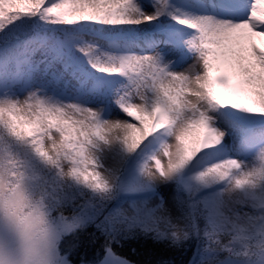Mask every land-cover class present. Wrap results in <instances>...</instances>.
Segmentation results:
<instances>
[{"label":"snow or ice","instance_id":"obj_1","mask_svg":"<svg viewBox=\"0 0 264 264\" xmlns=\"http://www.w3.org/2000/svg\"><path fill=\"white\" fill-rule=\"evenodd\" d=\"M83 234L264 264V0H0V264Z\"/></svg>","mask_w":264,"mask_h":264},{"label":"trees","instance_id":"obj_2","mask_svg":"<svg viewBox=\"0 0 264 264\" xmlns=\"http://www.w3.org/2000/svg\"><path fill=\"white\" fill-rule=\"evenodd\" d=\"M73 243H78V246L73 250L72 260L73 264H90L94 259L96 252L99 250V244L93 245L90 241L88 234H83L79 242L68 241L66 247L71 246ZM102 243V241H101ZM136 249L132 252L131 249ZM121 254L125 255L132 261V264H155L161 256H166L168 259L173 260L174 264H186V261L191 258V252L187 255L177 250H164L162 247L156 246L152 241L131 240L125 243V247L120 249Z\"/></svg>","mask_w":264,"mask_h":264},{"label":"rangeland","instance_id":"obj_3","mask_svg":"<svg viewBox=\"0 0 264 264\" xmlns=\"http://www.w3.org/2000/svg\"><path fill=\"white\" fill-rule=\"evenodd\" d=\"M37 59H39V57H37ZM165 191H167V190H165Z\"/></svg>","mask_w":264,"mask_h":264}]
</instances>
